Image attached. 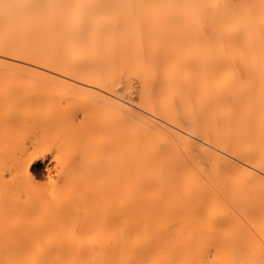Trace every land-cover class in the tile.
I'll return each instance as SVG.
<instances>
[{"label": "bare ground", "instance_id": "6f19581e", "mask_svg": "<svg viewBox=\"0 0 264 264\" xmlns=\"http://www.w3.org/2000/svg\"><path fill=\"white\" fill-rule=\"evenodd\" d=\"M0 264H264V0H0Z\"/></svg>", "mask_w": 264, "mask_h": 264}, {"label": "rangeland", "instance_id": "374dc122", "mask_svg": "<svg viewBox=\"0 0 264 264\" xmlns=\"http://www.w3.org/2000/svg\"><path fill=\"white\" fill-rule=\"evenodd\" d=\"M131 74V73H130ZM128 75V76H127ZM127 76V77H126ZM136 75H134L133 77H132V74L129 76V74H127V72H125V75H124V77H123V80H121V85H123L122 87L119 85V86H115V90H114V92H116L117 93V91H116V89L118 90V95H120V93H122L121 95H122V97H124L125 96V98H128L129 100H131V102L133 103V105H132V107H133V109H136V110H138V111H144V110H142L138 105H139V103L137 102L138 101V99H139V97L138 96H140V95H138V94H140V85L138 84V82H139V78H138V76H136ZM128 77H129V79L130 78H132L131 79V81L128 79ZM128 79V82H129V85H128V82H127V85L129 86V88L127 87V85L125 84V82L126 81H124L125 79ZM126 79V80H127ZM137 79H138V81H137ZM124 81V84H122V82ZM119 84V83H118ZM126 85V86H125ZM127 87V88H125V87ZM125 89H127V91L125 90ZM119 91H120V93H119ZM126 91V92H125ZM57 93V92H56ZM55 92H53V93H51L52 95H48V96H50L52 99H56L57 98V96L55 95L56 94ZM53 94H54V96H53ZM58 95H59V93H58ZM120 95V96H121ZM126 95H127V97H126ZM137 100V101H136ZM76 101V100H75ZM134 104H137L136 106H138V107H136ZM79 113V112H78ZM81 115V114H80ZM78 116V117H76V119L75 120H79V117H80V119H81V116ZM73 117L75 118V114L73 115ZM49 119H51V118H46V122H44V124L46 123V125L48 126V128H51L52 126H55V125H57V122L59 123V124H62V123H64L65 124V122H63V120H62V118H61V120H60V117L58 116L57 117V119H54V120H56V122H52L51 120H49ZM31 122V121H30ZM47 122L49 123V124H47ZM61 122V123H60ZM38 123V122H37ZM54 123H55V125H54ZM27 124L28 125H30V126H27ZM27 124H25V125H23L22 123H21V129L23 128V127H25V129H22V130H25L26 132H27V130L28 129H30V131H31V128H32V133L30 132V131H28V133H31V134H26V132H24L23 133V131H21L20 130V128H18L17 127V129H19L21 132H19L18 130V132H16V133H22L20 136L19 135H17V136H19L18 138H15V142L17 143V140L19 139L20 140V143L21 142H23V141H25L23 144H25L26 146L28 145V150L29 151H27V152H31L30 153V155H29V153H28V157H31V156H33V158L32 159H34V160H30L31 162H30V164H29V169H31L30 171L32 172V174L35 176V179H37V180H40V181H42L43 179H44V174L46 173V166L48 165V164H52V160H50L52 157V151H50L49 152V150H52V149H48V150H44V148H45V146H44V148H43V150L40 152L39 150H37L36 149V147H35V149H34V147H31L32 145H31V143L33 144V145H36V144H38V143H36V144H34L33 142H35V141H33L34 139L33 138H35V136H36V134H35V132L37 131V129H38V127H43L44 126V128H46V125H43V124H41L42 126H36V125H34V123H33V125H34V128H33V125H32V123L31 124H29V122L27 123ZM39 124V123H38ZM37 124V125H38ZM51 124V127H49V125ZM53 124V125H52ZM19 126V127H20ZM28 127V128H27ZM36 127H37V129H36ZM44 128H43V131L41 132V131H39V130H41L42 128H40V129H38V132L40 133H38V132H36L37 134H39L38 136H40L39 138L40 139H37V142H39V141H47L48 139L50 140L51 139V141H52V137L51 136H49V135H51L52 134V130H48V129H46V130H48L47 131V133L46 132H44V131H46V130H44ZM34 129V130H33ZM36 130V131H35ZM34 131V132H33ZM44 132V133H43ZM15 133V134H16ZM35 134V136H33ZM44 134H46V138L43 140L42 139V136L44 135ZM15 136V135H14ZM37 136V137H38ZM36 137V138H37ZM51 137V138H50ZM36 138H35V140H36ZM19 140H18V143H19ZM49 140L46 142L47 144H48V146H49V148H52V146L51 145H53V144H50V142H49ZM32 141V142H31ZM44 141V142H45ZM40 143V142H39ZM45 143V144H46ZM52 143V142H51ZM40 145V144H39ZM37 146V145H36ZM40 146H42V145H40ZM54 146V145H53ZM43 147V146H42ZM41 147V148H42ZM37 148H38V146H37ZM40 149V148H39ZM53 149H54V147H53ZM45 152V153H43V157L44 158H42L40 155H38L37 156V159H36V156H34V155H32V153L34 154L35 153V155L36 154H40V153H42V152ZM45 154V155H44ZM25 155H26V153H25ZM51 155V156H50ZM39 156H40V158H39ZM26 157V156H25ZM50 157V158H49ZM36 159V160H35ZM49 159V160H48ZM31 167V168H30Z\"/></svg>", "mask_w": 264, "mask_h": 264}]
</instances>
